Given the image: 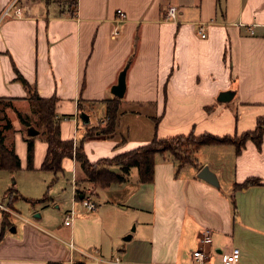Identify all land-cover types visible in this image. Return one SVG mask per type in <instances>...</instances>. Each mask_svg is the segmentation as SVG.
Listing matches in <instances>:
<instances>
[{"label":"crops","instance_id":"0c3cea01","mask_svg":"<svg viewBox=\"0 0 264 264\" xmlns=\"http://www.w3.org/2000/svg\"><path fill=\"white\" fill-rule=\"evenodd\" d=\"M12 2L0 0V16ZM17 3L21 16L0 19V97L17 109V118L7 115L12 128L6 134L20 157L18 170H45L48 146L41 133L30 136L18 115L27 117L32 106L19 74L41 96L57 97L62 138L83 140L91 162L155 136L240 135L264 118V0H78L75 13L66 2L63 7ZM171 4L179 7L177 20L165 17ZM200 23L206 36L199 33ZM125 68L126 90L119 97L112 89ZM224 91L233 93L230 100L218 99ZM114 99L118 117L114 131L105 135L100 129ZM20 102L27 106L18 107ZM89 129L99 130L85 138ZM203 149L207 153L200 158ZM62 164L59 173L66 175L70 199L61 222L52 223L45 209L60 208L63 195L61 203L47 194L23 195L28 204L44 208L5 231L0 264H78L95 258L92 264H224L223 254L234 247L240 248L236 264H264V134L260 145L248 139L240 151L234 143L204 144L194 162L182 165L169 152L157 153L148 182L140 180L137 167L125 182L103 185L89 181L74 156ZM204 165L220 186L198 176ZM111 169L121 172L118 165ZM250 177L259 183L235 187ZM77 189L93 191L95 210L83 204ZM12 201L10 209L20 216ZM204 228L211 230V242L202 245L207 256L199 262L193 252Z\"/></svg>","mask_w":264,"mask_h":264},{"label":"trees","instance_id":"16d2710c","mask_svg":"<svg viewBox=\"0 0 264 264\" xmlns=\"http://www.w3.org/2000/svg\"><path fill=\"white\" fill-rule=\"evenodd\" d=\"M67 5L69 11L75 13L78 0H73L71 3H67ZM18 79L28 89L29 101L34 107L35 112L38 113L39 121L35 122L34 126L29 117H25L22 112L18 111V115L28 128L32 126L38 130L37 133L30 134V136L41 133L47 141V152L41 168L59 173L63 170V158L66 156H74L80 162L86 174V178L89 181L103 185H109L114 182H125L128 179L132 167L138 168L141 181H152L154 178L155 155L157 153H165L169 151L180 159L185 157L186 159L184 161L179 162V164L182 165L186 162H194V160L189 156H181L176 153H180L181 149H186V147L191 145L193 146L192 152H195L203 144L234 143L237 146L238 151H240L241 147L248 139L254 140L257 145H260L263 139L264 118L260 117L257 120L255 129L245 131L240 135L219 136L205 132L200 135L189 133L186 135L179 134L163 138L155 136L147 144L124 151L113 157L102 158L96 162H91L84 151L83 140H80L77 144L73 139L62 138L60 120L56 114L57 97H43L38 93L35 86L31 85L23 75L19 74ZM2 101H4V103ZM0 103H3V107H0V112L4 111L6 106L12 108L14 106L13 101L6 97H0ZM107 107L108 122L105 127L100 129V132L105 135L111 134L115 129L119 112L118 99L109 101ZM10 128H12V123L8 116L6 114L2 116L0 115V169H6L13 173L21 167V160L15 150L13 142H7L6 131ZM97 130L99 129H89L85 134V138L95 135ZM27 142L28 166L31 167L34 155V140L30 137L27 138ZM114 165L120 166L121 172L112 170L111 166ZM255 183H259V179L250 177L242 183H236L235 187H247ZM82 193L84 194V191L77 189V197H80ZM44 199H46V195L43 200ZM40 201H42V199H40ZM33 202L38 201L34 200ZM0 212L2 211L0 210ZM2 217V226L4 229L8 225L9 219L8 215L3 212ZM4 233V230L0 232V241L3 239Z\"/></svg>","mask_w":264,"mask_h":264},{"label":"rangeland","instance_id":"374dc122","mask_svg":"<svg viewBox=\"0 0 264 264\" xmlns=\"http://www.w3.org/2000/svg\"><path fill=\"white\" fill-rule=\"evenodd\" d=\"M29 1L34 3H38L40 5L48 4V3H58L61 7L66 6L64 3H71L73 0H27L28 4ZM68 6V5H67ZM9 101V100H6ZM4 103V101H2ZM3 103H0V107H3ZM7 103V102H6ZM24 106L26 107L27 104L20 102L18 104V107ZM16 109V106L9 107L6 106L4 111L0 112V115H8L10 118H17L16 112L14 110ZM1 110V108H0ZM30 114H27V117L31 121L38 122L39 117L38 113L35 112L34 107L31 106V110L29 112ZM11 143V142H9ZM204 145V144H203ZM193 146H188L186 149H181L180 153L177 152V155H184L189 156L194 160V153L192 152ZM169 152V151H168ZM171 153V152H169ZM207 151L204 149L201 150L200 154L197 156L200 158H203L206 156ZM171 155L178 161L182 162L186 158L182 157L180 159L173 153ZM55 174L52 171L49 170H27V169H20L16 173H11L5 169H0V201L7 202L6 206L0 207V210L8 215V225L3 229L2 226V212H0V232L4 230V232L8 231L11 233V227L12 226H18L22 223V217H33V215L38 211H41L44 207H41V205L38 206H32L31 204H28L26 201V196H44L43 194H47L48 196L53 197L57 202L59 201L60 195L64 196L63 203H61V207L58 208L56 204H51L50 209L46 208V212L48 215V219L54 223L58 224L61 222L63 218V214L65 212V208L68 204V201L70 199V196L66 194V191L69 189V186L67 185V180L65 176L62 173H58L59 178L57 180H54ZM67 177L71 178V173H66ZM66 188V191H64V188ZM60 194V195H59ZM23 195H26L25 197ZM14 197V199H12ZM17 197V198H15ZM13 200V201H12ZM11 201L15 209L19 210L20 216L16 215V213L10 209L11 207ZM98 201L101 203L102 198L98 199ZM49 209V210H48ZM12 225V226H10ZM135 226L133 223L132 227Z\"/></svg>","mask_w":264,"mask_h":264},{"label":"built area","instance_id":"2783aa9c","mask_svg":"<svg viewBox=\"0 0 264 264\" xmlns=\"http://www.w3.org/2000/svg\"><path fill=\"white\" fill-rule=\"evenodd\" d=\"M18 0H13V2L5 7L1 11V16L0 19H3L4 17H9V16H21L23 14V9L21 5H18ZM118 12L120 15H124V11L122 9H118ZM179 16V7L178 5L171 4L167 7L165 10V17L168 19H173L177 20ZM199 33L202 36H206V31H205V24L200 23L199 24ZM93 191L89 190L86 193L83 194L82 202L83 204L90 210H95L97 208V204L93 199ZM0 207H4V204L0 202ZM75 213L74 209H71L70 212H68L65 216L64 223L69 225L72 222L73 215ZM199 242L200 246L194 250L193 254L196 257V260L199 262H202L206 258V253L204 252L202 245L210 243L211 242V230L208 228H204L199 236ZM71 246L74 247V244L71 243ZM240 256V248L239 247H234L229 253L223 254V262L224 264H236ZM95 261H82L79 262L78 264H92L98 262L99 259L95 258ZM119 262V258L117 257L116 260ZM150 264H159V263H150Z\"/></svg>","mask_w":264,"mask_h":264},{"label":"water","instance_id":"95a60500","mask_svg":"<svg viewBox=\"0 0 264 264\" xmlns=\"http://www.w3.org/2000/svg\"><path fill=\"white\" fill-rule=\"evenodd\" d=\"M126 90V68L122 70L118 82L113 86L112 91L114 92L115 95L122 97L124 95V92ZM233 93L231 91H224L220 93L218 96V99L221 101H228L232 98ZM81 118L83 122L89 123V116L86 113H81ZM29 134H35L38 132L34 127H29L28 128ZM198 176L205 179L206 181L220 186L219 179L217 174L209 167V165H204L200 171L198 172ZM83 197V195H81ZM131 237V234H128L125 239H128Z\"/></svg>","mask_w":264,"mask_h":264}]
</instances>
